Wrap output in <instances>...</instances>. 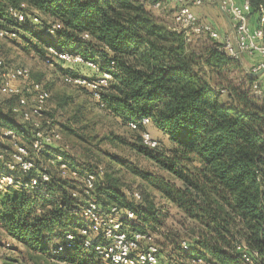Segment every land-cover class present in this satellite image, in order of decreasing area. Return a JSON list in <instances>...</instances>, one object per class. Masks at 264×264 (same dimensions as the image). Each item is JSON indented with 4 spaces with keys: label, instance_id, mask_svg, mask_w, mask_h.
Instances as JSON below:
<instances>
[{
    "label": "trees",
    "instance_id": "obj_1",
    "mask_svg": "<svg viewBox=\"0 0 264 264\" xmlns=\"http://www.w3.org/2000/svg\"><path fill=\"white\" fill-rule=\"evenodd\" d=\"M248 1L251 13L263 4L262 0ZM136 2L0 0V30H11L16 38L17 31L10 28L13 24L26 31L34 26L38 35L52 39L44 49L53 46L58 52L80 55L111 74L102 96L105 106L100 108L119 123H137V130L146 131L157 146L138 148L155 152L151 159L178 182L135 172L182 214V229L165 236L177 264H249L246 259L264 264V101L258 103L247 88L227 80L225 71L241 66L223 53V44L209 42L194 48L182 33L157 21ZM9 9L22 12L24 23H16ZM31 14L43 20L33 22ZM55 24L60 27L54 35L45 34ZM70 66L73 77L76 73L88 78L97 75L83 65ZM256 80L259 77L247 76L248 89ZM222 95L226 100H221ZM8 98L15 104L16 97ZM13 105L0 104V130L18 131L20 119L11 112ZM143 118L149 120L144 127L139 124ZM51 150L60 153L57 147L47 152ZM68 167L79 176L98 169L81 170L70 163ZM38 169L36 165L31 172L14 175L28 181ZM55 172L44 190L0 191V227L12 241L61 264H107L81 248L82 221L70 213L82 202L81 196L72 197L75 192L81 194V188ZM102 177L93 194L100 207L132 211L135 220L129 231L152 234L161 227L165 215L154 213L150 204L140 208L143 196L139 191H123L102 182ZM132 192L140 195V201L127 195ZM69 233L76 236L73 248H66Z\"/></svg>",
    "mask_w": 264,
    "mask_h": 264
},
{
    "label": "built area",
    "instance_id": "obj_2",
    "mask_svg": "<svg viewBox=\"0 0 264 264\" xmlns=\"http://www.w3.org/2000/svg\"><path fill=\"white\" fill-rule=\"evenodd\" d=\"M138 1V0H134ZM155 8H161L166 4L175 7V21L181 28H188L197 23V18L192 12V6H202L211 3L213 0H153ZM221 9L227 11L235 32V43L224 42L222 51L231 58H236V53L249 55L259 54L260 62L249 70L248 74L254 76L264 67V46L261 42L264 39V4L257 7L259 26L252 28L248 23V16L251 13V6L248 0H243L241 5H235L231 0H221ZM8 15L18 24L25 21L22 12L9 9ZM33 22L38 18L34 16ZM201 31L209 38L216 40L217 32L207 24H200ZM60 26L55 24L45 29V34L54 35L55 29ZM16 33L11 30H0V38H15ZM87 38V35H84ZM47 62L51 59L59 60L69 65H83L97 75L94 78L76 76L69 79L77 87L89 91L92 99L99 107L103 108V94L112 79L108 72H101L98 65L93 61H87L80 55H71L65 52H58L53 46L45 48ZM249 93L254 99H261L263 90L261 81H254L249 87ZM0 95L16 97L15 104L11 107L13 115L20 119L18 131L3 129L0 131V191L7 189L23 190L37 189L44 190L51 182L52 174L55 172L60 178L74 181L81 189V194L73 193L72 197L82 199L80 205L70 211L82 221L78 230L80 246L86 252L95 253L107 264H159L160 250L155 244L152 234H145L129 231L128 226L134 222L135 214L121 207H100L94 197L96 181L102 176V168L98 167L95 173H85L79 176L75 170L68 167V162L60 158L51 161V167H40L37 175L32 176L28 181L18 179L14 174L21 172L26 174L36 168L39 158L47 152L48 148L56 147L61 140L57 130L43 124L41 119L46 110L50 98L48 90L34 81H30L29 72L22 67H15L6 70L0 81ZM149 123L147 118L140 121L141 126ZM131 129H137V123H128ZM24 136H28L26 139ZM141 144L149 149H154L157 143L151 139L146 131H141ZM13 142L6 148V141ZM52 170V171H51ZM135 201L141 197L137 192L127 193ZM75 237L72 233L66 236V248H73ZM185 249L187 247L184 246ZM59 251L62 247L58 248ZM249 264H254L248 260Z\"/></svg>",
    "mask_w": 264,
    "mask_h": 264
},
{
    "label": "rangeland",
    "instance_id": "obj_3",
    "mask_svg": "<svg viewBox=\"0 0 264 264\" xmlns=\"http://www.w3.org/2000/svg\"><path fill=\"white\" fill-rule=\"evenodd\" d=\"M136 3L140 4L157 21L173 31L182 33L186 41L194 48L208 46L209 42L216 43L201 31L199 21L188 28L178 26L175 21V7L164 5L161 8H155L153 0H138ZM22 7L28 10L26 5ZM31 16H36L39 21L43 20L38 14H31ZM10 28L17 31V37L15 39L0 38V81L3 73L8 69L15 67L27 69L30 81L40 83L50 93L41 121L44 125L48 122V126L57 130L61 135V140L56 144L60 153L55 154L51 150L43 154L37 161L38 168L52 169L51 161L56 158L78 165L81 170L97 166L102 168V182L117 186L123 191H139L143 196L140 208H146L150 204L153 206L154 213L160 216L165 215L161 227L151 232L155 243L159 246V264H177L176 256L170 248V241H167L165 236L182 229L180 227L183 220L182 214L157 189L150 186L135 172L162 178L176 184L178 182L151 159L150 154H156L155 152L148 154L146 150L141 151L138 148L141 145L140 130L131 129L119 123L107 111L98 107L86 91L69 81L74 73L70 65L58 66L47 62L44 44L52 39L41 34L39 36L38 29L31 25L28 27L31 32L15 24ZM98 59L97 56L95 58L97 63ZM76 74L84 76L83 73ZM224 74L227 80L236 87L249 90L247 87L248 74L242 67H231ZM89 78L94 77L89 76ZM261 86L263 87L262 84ZM225 97L222 95L221 100H226ZM255 100L258 103L263 102L264 96ZM0 104H6V107H9L14 104V100L0 95ZM13 142L19 143L18 140L5 143L11 145ZM183 251H185L184 248ZM0 264L61 263L53 257L35 253L12 241L0 227Z\"/></svg>",
    "mask_w": 264,
    "mask_h": 264
},
{
    "label": "crops",
    "instance_id": "obj_4",
    "mask_svg": "<svg viewBox=\"0 0 264 264\" xmlns=\"http://www.w3.org/2000/svg\"><path fill=\"white\" fill-rule=\"evenodd\" d=\"M263 4H264V0ZM221 0H213L211 3L204 4L202 6H192V12L196 16L200 24L210 25L218 34V38L215 40L218 44H224V42L229 41L232 44L235 43V32L230 19V15L227 11H223L220 6ZM235 5H241L243 0H231ZM169 7H174L172 4H166ZM259 16L257 13H250L248 16L249 26L256 28L259 26ZM264 31V26H263ZM264 46V39L261 42ZM236 59L239 61L240 66L248 74L249 70L255 65H257L261 56L259 54L249 55L246 53H239V57ZM249 75V74H248ZM259 80L263 85V96H264V72L258 76ZM262 96V97H263Z\"/></svg>",
    "mask_w": 264,
    "mask_h": 264
},
{
    "label": "water",
    "instance_id": "obj_5",
    "mask_svg": "<svg viewBox=\"0 0 264 264\" xmlns=\"http://www.w3.org/2000/svg\"><path fill=\"white\" fill-rule=\"evenodd\" d=\"M236 55H237V58H238V57H239V53L237 52ZM263 72H264V67H263L259 72H257L256 74H254V76H255V77H258V76L261 75Z\"/></svg>",
    "mask_w": 264,
    "mask_h": 264
}]
</instances>
